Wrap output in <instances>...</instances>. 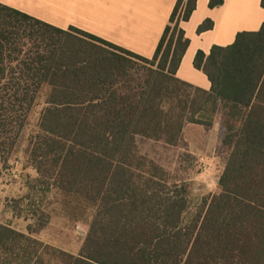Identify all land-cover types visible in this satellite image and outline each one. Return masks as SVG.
Wrapping results in <instances>:
<instances>
[{"label":"trees","instance_id":"obj_1","mask_svg":"<svg viewBox=\"0 0 264 264\" xmlns=\"http://www.w3.org/2000/svg\"><path fill=\"white\" fill-rule=\"evenodd\" d=\"M196 1H176L151 59L0 4V173L40 107L27 151L36 183L62 196L70 218L90 213L77 255L32 237L43 214L28 233L0 224V264H264V21L196 53L205 91L176 77L189 46L180 24ZM216 118L219 193L193 207L189 186L136 139L176 146L185 126Z\"/></svg>","mask_w":264,"mask_h":264},{"label":"crops","instance_id":"obj_2","mask_svg":"<svg viewBox=\"0 0 264 264\" xmlns=\"http://www.w3.org/2000/svg\"><path fill=\"white\" fill-rule=\"evenodd\" d=\"M177 0H0V4L45 24L66 30L76 28L108 43L151 59ZM261 0H223L209 9L208 0L180 24L189 46L176 77L195 88L210 89L206 76L193 66L196 53L207 55L213 46H228L237 33L257 31L264 21ZM205 21L210 29L198 33Z\"/></svg>","mask_w":264,"mask_h":264},{"label":"rangeland","instance_id":"obj_3","mask_svg":"<svg viewBox=\"0 0 264 264\" xmlns=\"http://www.w3.org/2000/svg\"><path fill=\"white\" fill-rule=\"evenodd\" d=\"M139 70L135 67L134 72ZM142 75V71L138 72ZM41 108L31 114L28 126L14 152L1 164L0 224L28 233L37 227V218L47 217L46 226L32 237L53 248L77 255L88 230L90 213L74 220L66 213L62 196L47 185L36 183L37 175L28 159V140L36 131ZM219 119L210 129L187 125L176 146L163 141L137 137L140 155L153 160L174 181L189 186L192 206L202 198L219 193L218 181L224 168V155L219 149ZM3 163V161L1 160ZM45 264H56L54 260Z\"/></svg>","mask_w":264,"mask_h":264}]
</instances>
